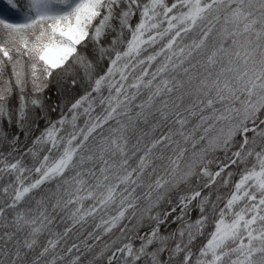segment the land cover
I'll return each mask as SVG.
<instances>
[{
  "label": "snow or ice",
  "instance_id": "snow-or-ice-1",
  "mask_svg": "<svg viewBox=\"0 0 264 264\" xmlns=\"http://www.w3.org/2000/svg\"><path fill=\"white\" fill-rule=\"evenodd\" d=\"M6 3L0 264H264V0Z\"/></svg>",
  "mask_w": 264,
  "mask_h": 264
},
{
  "label": "trees",
  "instance_id": "trees-1",
  "mask_svg": "<svg viewBox=\"0 0 264 264\" xmlns=\"http://www.w3.org/2000/svg\"><path fill=\"white\" fill-rule=\"evenodd\" d=\"M0 15L2 16H8L12 19H16L17 18V13L11 11L9 9V7L7 6L6 0H0ZM58 92V85L56 83H53L52 85H50V91L47 93V95L51 96V103L56 102L58 99H62L63 97L59 96L57 94ZM56 114L53 113V118H55ZM43 126V125H41ZM8 131H13L12 128H9Z\"/></svg>",
  "mask_w": 264,
  "mask_h": 264
}]
</instances>
